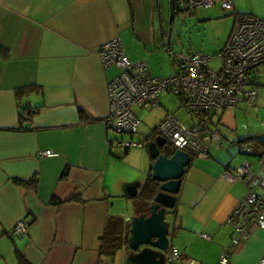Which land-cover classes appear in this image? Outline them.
<instances>
[{"label":"crops","instance_id":"obj_1","mask_svg":"<svg viewBox=\"0 0 264 264\" xmlns=\"http://www.w3.org/2000/svg\"><path fill=\"white\" fill-rule=\"evenodd\" d=\"M233 2L237 11L264 18V0ZM158 3L0 0V264H18L20 255L31 264H106L100 248L108 217L114 215L110 207L116 199L128 198L123 188L131 177L118 170L122 151L108 144L113 138L128 139L112 136L103 121L109 109L108 83L120 68L104 66L98 50L105 40L120 36L131 60H146L152 70L156 69L153 55L165 62L161 48L170 47L156 21L162 18L156 11ZM215 5L218 9L194 10L193 18L203 21L204 28L209 23L221 25L214 29L219 36L200 45L219 51L234 17ZM190 45L176 52L199 51L193 49L198 44ZM170 62V67L163 64L167 74L175 71L171 56ZM251 84L258 91L254 104L242 101L214 112L216 117L209 115L224 145L210 147L207 157L187 151L191 161L169 213L168 236L169 246L177 248L184 262L218 264L222 245L230 241L231 227L225 220L245 188L222 174L245 160L254 168L260 154H243L239 144L254 135L264 138V82L259 84L253 77ZM24 87L25 91L18 90ZM249 105H254L253 117L261 127L249 122L238 126L237 114ZM27 106L35 111L22 118L21 109ZM168 143L159 149L164 151ZM45 149L51 154L37 155ZM146 160L143 156V169ZM152 161L149 156L150 174ZM21 219L26 231L9 234ZM262 255L264 228L252 227L249 238L235 247L231 261L256 264Z\"/></svg>","mask_w":264,"mask_h":264},{"label":"built area","instance_id":"obj_2","mask_svg":"<svg viewBox=\"0 0 264 264\" xmlns=\"http://www.w3.org/2000/svg\"><path fill=\"white\" fill-rule=\"evenodd\" d=\"M216 3L234 17L226 42L213 54L176 52L167 48L175 65V71L168 76L155 75L144 60H131L120 36L105 40L99 46L102 64L120 68L108 83L109 109L103 120L107 127L119 133L135 132L139 119L132 107H159V94L171 92L182 98L187 116L199 115L196 116L198 121L187 125L175 114L167 112L156 126L159 134L174 148L199 157H207L210 147L224 145L222 133L216 125L209 123V115L220 109L236 107L242 101L255 103L258 91L251 84L252 71L264 64V18L237 11L233 0H176L175 7L178 11L187 12ZM108 144L119 150L142 145L140 141L121 138L110 139ZM239 150L243 154H253L257 151V143L244 140L240 142ZM48 154H51L50 149L37 152L40 156ZM222 175L229 182H240L245 188L244 195L226 217L231 236L229 243L222 245L218 258V264H234L231 254L235 247L249 238L252 227L264 228V155L257 156L254 168L245 160L225 170ZM25 231L26 224L21 219L9 234L19 235ZM201 235L209 237L205 233ZM165 258L168 264L198 263L194 259L182 261L175 246L167 248ZM256 264H264V255Z\"/></svg>","mask_w":264,"mask_h":264},{"label":"rangeland","instance_id":"obj_3","mask_svg":"<svg viewBox=\"0 0 264 264\" xmlns=\"http://www.w3.org/2000/svg\"><path fill=\"white\" fill-rule=\"evenodd\" d=\"M220 7V5H219ZM211 9H218V5H211L208 7H196L192 10L187 12L178 11L175 13L173 20L169 21V0H159L158 7H156V11L161 14V19L156 18L158 21V25L163 27L165 31L164 35V44L169 43V47L173 48V51H185L187 50L192 44H198L193 48L194 51H205L208 53H215L218 50L216 48H212L209 45H202L203 41L205 43H211L210 40L215 39V35L219 36V32L215 31L214 29H221V25L219 23H209L206 28H204L203 21H195L193 18L194 14L193 11L197 10L198 12L207 11ZM158 17V16H157ZM162 20V23H161ZM214 24V25H211ZM171 30L169 32V28ZM165 46L162 45L161 50H163L165 62L161 57L153 55V61L156 69H151L155 75L159 76H168L167 72H164L163 64L166 63L167 66L170 62V56L164 51ZM146 62V60H144ZM168 63V64H167ZM147 64V62H146ZM212 65H215V62H211ZM148 65V64H147ZM264 65V64H262ZM262 65L257 66L253 71V75L257 81V83L264 82V70ZM161 67V68H160ZM170 67V66H169ZM159 101L161 105L159 107H138L133 106L132 111L136 115V117L140 120L135 132L133 133H119L115 132L111 129L112 136H121L126 139H132L134 141L142 142L141 146H131L128 150V153H124V149H122L121 158H124L121 163H119V172L122 175L131 177L130 184L135 182H140L141 184L145 181V171L149 169V153L147 152V137L153 127H155L160 119H162L163 115L165 114V110L167 109L170 113H174L176 117L183 122L184 124L190 125L193 122H197L196 117H188L185 114V110L182 106L181 99L178 95L171 92H162L159 94ZM241 110V109H240ZM248 114V115H247ZM216 113H213L215 116ZM255 108L254 105L247 106L245 111H239L237 114V123L239 127H246L248 125L247 122L250 123V126L253 127L254 124H257L259 127L260 122L256 120L253 116H255ZM216 117V116H215ZM224 127V126H223ZM225 128V127H224ZM264 129V128H263ZM227 130V128H225ZM146 156V164L144 169L142 168V158ZM149 171V170H148ZM147 171V172H148ZM129 185V184H127ZM126 185V186H127ZM126 186L123 188L124 192ZM141 188V187H140ZM139 190V187H138ZM135 203L136 198H125L121 197L115 200L114 205L110 207V212L114 215H110L111 220L115 218V215L121 216L124 220L131 218L135 212ZM166 219L171 221V215L167 214ZM111 227V226H110ZM106 240H110V236L108 235ZM102 262L106 264H123L124 259V249L123 246L116 248L111 253L105 252L102 253Z\"/></svg>","mask_w":264,"mask_h":264},{"label":"water","instance_id":"obj_4","mask_svg":"<svg viewBox=\"0 0 264 264\" xmlns=\"http://www.w3.org/2000/svg\"><path fill=\"white\" fill-rule=\"evenodd\" d=\"M174 16L175 0H169L170 22ZM165 142V138L160 135L147 142V152L153 160L151 178L158 183V190L148 202L147 208L130 218L127 247L123 248V264H168L165 252L169 246L170 221L166 216L175 207L176 194L191 156L187 151L174 147L161 151L159 147ZM138 187H141L140 182L127 185L126 195L136 197Z\"/></svg>","mask_w":264,"mask_h":264},{"label":"trees","instance_id":"obj_5","mask_svg":"<svg viewBox=\"0 0 264 264\" xmlns=\"http://www.w3.org/2000/svg\"><path fill=\"white\" fill-rule=\"evenodd\" d=\"M176 1V0H175ZM178 10L175 7V13H177ZM27 88H19V91H25ZM182 99V98H180ZM182 102V101H181ZM35 110L31 107H22L21 109V116L22 118H27L29 116H31V114L34 112ZM196 116L197 113H194ZM157 129L156 127H153L152 130L150 131V133L148 134L147 139L152 138V136H154L157 133ZM248 140H257L258 142V148H257V152L260 155L264 154V138L260 135H254V136H250L248 138ZM170 148H173V146L168 143V147H166L165 149H162L164 151H168L170 150ZM256 153V152H255ZM158 190V183L151 178V174L150 171L148 172L145 181L141 184V188L139 193L137 194L136 198V203H135V212L136 213H140L143 210H145L147 208V204L148 202L152 199V197L154 196V194L156 193V191ZM127 196V195H126ZM129 197V196H127ZM75 195L68 197L66 200H70V199H74ZM133 198V197H130ZM52 202H54V198H52ZM111 226V227H110ZM130 226V220H124L121 216H117L115 217L113 220H111L110 217H108L107 220V224L105 227V231H104V235H103V244L100 248L101 253H105V252H112L114 251L116 248L122 247L123 248L127 247V232ZM110 236V240H106L107 236ZM18 264H31L29 261H27L25 259V257L23 256H18Z\"/></svg>","mask_w":264,"mask_h":264},{"label":"flooded vegetation","instance_id":"obj_6","mask_svg":"<svg viewBox=\"0 0 264 264\" xmlns=\"http://www.w3.org/2000/svg\"><path fill=\"white\" fill-rule=\"evenodd\" d=\"M143 245H141L140 247H142Z\"/></svg>","mask_w":264,"mask_h":264}]
</instances>
